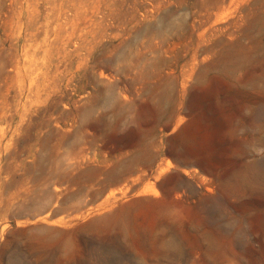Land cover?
I'll return each instance as SVG.
<instances>
[{
  "label": "rangeland",
  "instance_id": "374dc122",
  "mask_svg": "<svg viewBox=\"0 0 264 264\" xmlns=\"http://www.w3.org/2000/svg\"><path fill=\"white\" fill-rule=\"evenodd\" d=\"M0 264H264V0H0Z\"/></svg>",
  "mask_w": 264,
  "mask_h": 264
},
{
  "label": "bare ground",
  "instance_id": "6f19581e",
  "mask_svg": "<svg viewBox=\"0 0 264 264\" xmlns=\"http://www.w3.org/2000/svg\"><path fill=\"white\" fill-rule=\"evenodd\" d=\"M184 132H185V136L182 137V139L186 140V143L190 147V152H192L193 155H197L198 152V149H196L194 145L196 146L201 145L200 147L203 148V146L208 142V140H210V138H208L210 135L209 134L210 131L208 127L202 124L201 120H199L198 125L188 126ZM142 205L143 203L141 201H135L127 204L126 206L122 207L118 212H116L117 214L115 215V219L116 218L120 219L124 216L129 215L130 213L134 212L136 209L142 207ZM96 226H98V223L95 222L90 223L88 225V227L91 228H94Z\"/></svg>",
  "mask_w": 264,
  "mask_h": 264
}]
</instances>
